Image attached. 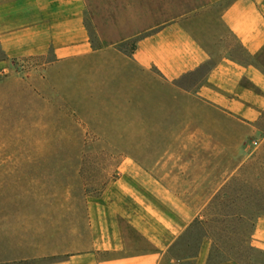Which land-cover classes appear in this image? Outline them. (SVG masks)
I'll use <instances>...</instances> for the list:
<instances>
[{
  "label": "rangeland",
  "instance_id": "rangeland-1",
  "mask_svg": "<svg viewBox=\"0 0 264 264\" xmlns=\"http://www.w3.org/2000/svg\"><path fill=\"white\" fill-rule=\"evenodd\" d=\"M118 49L129 53L132 44ZM1 62L0 264H49L85 254L94 239L88 208L117 204L123 192L136 206L152 199L181 223L196 216L156 264H195L204 240L210 241L206 264H264V252L250 245L253 222L264 217V113L246 126L196 105L183 109L180 101L172 123L132 125L124 83L109 72L88 71L85 59L7 61L0 47ZM259 62L264 66V52ZM204 71L184 87L197 86ZM154 131L208 139H125ZM154 144L177 151L203 144L222 156L208 158V172L179 173L193 168L181 164L175 173L130 172L137 162L151 167ZM131 241L130 251L143 249L136 237Z\"/></svg>",
  "mask_w": 264,
  "mask_h": 264
},
{
  "label": "crops",
  "instance_id": "crops-1",
  "mask_svg": "<svg viewBox=\"0 0 264 264\" xmlns=\"http://www.w3.org/2000/svg\"><path fill=\"white\" fill-rule=\"evenodd\" d=\"M127 43L132 44L129 53L118 49ZM0 47L7 61L50 57L54 64L85 59L88 71L116 75L124 83L127 114L134 118L128 124L172 123L180 101L183 109L196 105L246 126L258 123L264 113V66L259 62L264 0H0ZM202 69L198 85L184 87ZM143 110L149 121L143 120ZM125 139L208 137L154 131ZM192 146L177 151L154 144L151 167L137 162L129 171L175 173L173 167L181 164L193 168L179 173L208 172V158L222 156L221 150L209 154L203 144ZM159 183L154 179V188ZM123 193L117 204L88 208L92 248L49 264H156L196 217L181 223L174 212L155 207L152 199L136 206ZM132 237L143 244L142 250L130 251ZM250 245L264 252V217L254 220ZM209 252L210 241H202L195 264H206Z\"/></svg>",
  "mask_w": 264,
  "mask_h": 264
},
{
  "label": "trees",
  "instance_id": "trees-1",
  "mask_svg": "<svg viewBox=\"0 0 264 264\" xmlns=\"http://www.w3.org/2000/svg\"><path fill=\"white\" fill-rule=\"evenodd\" d=\"M192 258H194V257H188L187 259H192Z\"/></svg>",
  "mask_w": 264,
  "mask_h": 264
}]
</instances>
